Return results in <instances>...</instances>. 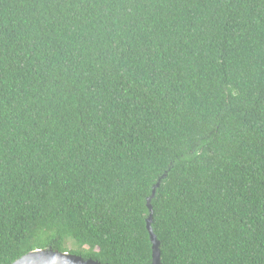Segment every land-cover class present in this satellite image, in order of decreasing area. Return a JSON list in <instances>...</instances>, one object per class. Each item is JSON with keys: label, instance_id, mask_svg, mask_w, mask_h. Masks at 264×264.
<instances>
[{"label": "trees", "instance_id": "obj_1", "mask_svg": "<svg viewBox=\"0 0 264 264\" xmlns=\"http://www.w3.org/2000/svg\"><path fill=\"white\" fill-rule=\"evenodd\" d=\"M158 181L162 264H264V0H0V264H151Z\"/></svg>", "mask_w": 264, "mask_h": 264}, {"label": "water", "instance_id": "obj_2", "mask_svg": "<svg viewBox=\"0 0 264 264\" xmlns=\"http://www.w3.org/2000/svg\"><path fill=\"white\" fill-rule=\"evenodd\" d=\"M163 177V176H162ZM161 177V178H162ZM160 178V179H161ZM159 181L153 186L151 195L146 200L149 214L146 218V229L151 243V264H162L160 255V242L152 228L153 209L151 200L155 195V189ZM11 264H108L93 258H84L81 255L53 248H37L22 255Z\"/></svg>", "mask_w": 264, "mask_h": 264}]
</instances>
